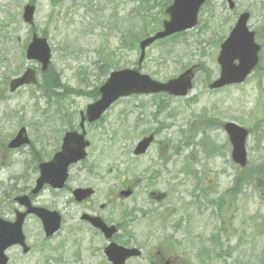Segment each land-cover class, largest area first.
Masks as SVG:
<instances>
[{
    "label": "rangeland",
    "instance_id": "1",
    "mask_svg": "<svg viewBox=\"0 0 264 264\" xmlns=\"http://www.w3.org/2000/svg\"><path fill=\"white\" fill-rule=\"evenodd\" d=\"M26 1L11 0L7 8L0 0V32L3 36L8 35V40L0 43V60L7 57V66L10 67L6 69L8 76L0 79L1 88L13 74L14 67L17 71L26 63L20 54L24 43L30 39L29 28L22 25L19 16ZM233 1L236 8L229 11L226 0H211L204 7L199 25L192 32L154 44L145 52L140 71L162 83L173 79L185 68L197 64L201 66L196 73L194 89L185 99L166 96L121 99L97 126L86 129L91 147L85 165L97 162L107 169L112 168L104 185L107 190H113L119 184L114 179L112 164L115 163L121 164L122 170L127 169L138 176L159 174L162 176L159 184L165 182L167 172L170 176L179 177L182 170L190 172L192 169L204 176L205 184L214 180L217 185L216 195H211L207 200L213 201L221 195L232 201L235 224H240L242 228L245 244L242 246L245 248L220 250L225 253L223 256L217 250L182 253L192 264H198L192 260L193 254L201 264H264V0ZM134 7L132 0H119L117 12L105 0H63L60 6L52 5L50 0H38L35 33L49 40L54 74L61 77L63 85H69L78 93L65 95L64 108L58 112L66 116L64 121L54 117L57 110L54 100L45 97L42 92L36 91L35 98L29 96L30 91L5 96V100L0 98L1 208L6 206L4 193H8L13 186L17 190L23 188L25 179L32 180L37 164L29 150L22 154L11 152L6 155L2 150L3 144L21 127H25L30 138L39 139L40 144L36 143L35 149L40 159L45 161L47 155L53 153L55 143H60L66 128L70 125L77 128L79 112L93 103L95 88L106 80L107 72L137 67L139 41L136 42L137 36L132 33L142 32L143 27L139 18H134ZM245 11L250 12L248 26L257 31V39L262 46L260 67L241 86L210 91L208 83L219 76L216 63L219 45L228 36L238 14ZM158 13L161 11H156L155 15ZM141 37L144 36L138 38ZM3 73L2 68L0 75ZM43 111L47 116L43 115ZM11 112L10 118L2 115ZM226 122H233L249 131L246 143L248 163L243 170L231 162L229 141L222 128ZM152 131L157 132L155 146L144 157L132 155L136 143ZM166 143L170 147L165 149L163 144ZM213 144L217 148L210 152ZM82 168L81 165L75 167L72 175H83ZM84 180L98 184L97 179L92 177H85ZM159 187L164 189L161 185ZM136 198L141 203L143 196ZM207 200L206 206L210 207ZM117 205L121 208L120 202ZM123 206L132 207L133 204L125 201ZM111 211L112 223L118 222L119 211L112 208ZM210 211H207V216ZM193 215L192 211L189 216L192 218ZM229 216H232L231 211ZM250 218L255 221L256 229L250 225ZM194 219L192 234L201 233V225L195 216ZM29 226V236L37 243L34 252L26 260L20 261L19 253L11 251L10 264H44L48 261L44 246L52 243H38L41 232L38 222L32 220ZM159 236H170L168 227L162 229ZM151 257H140L130 264H147ZM103 263L100 261V264Z\"/></svg>",
    "mask_w": 264,
    "mask_h": 264
},
{
    "label": "flooded vegetation",
    "instance_id": "2",
    "mask_svg": "<svg viewBox=\"0 0 264 264\" xmlns=\"http://www.w3.org/2000/svg\"><path fill=\"white\" fill-rule=\"evenodd\" d=\"M66 184L56 191L46 190L51 192L54 196V203L56 205V212L61 216L60 225L61 230L58 238V245H55L49 251V262L52 264H77L83 262L105 261L104 249L107 246L105 238L99 234L95 229L91 228L89 224L81 219L83 214L99 216L105 223L106 209L109 208L110 200L109 193L104 195L107 197V205H99L98 211H96V204L87 200L80 204L74 202V190L82 188H91L89 183H78L77 180L68 178ZM103 183V181H102ZM100 184V188L97 186L92 187L96 193L101 195L107 190ZM214 185V182H212ZM90 186H89V185ZM202 184L199 185L198 192L201 193ZM167 187V193L164 201H167V205H162L164 202H156L154 205L159 209L166 212L169 220L171 243L168 248L164 245V241H161L160 247L156 239L151 236L148 240L145 238H139L138 227L135 222H123L122 227L118 230V235L122 236V246L128 248H136L143 252V255L160 256L182 253H193L195 247L203 246L201 252L237 249L242 248L241 240L238 239L236 228L234 224L236 220L224 221L222 213V199L218 195L213 205V211L208 215L201 210V230L203 236L193 237L192 222L193 219L189 218L192 211L197 216L199 210L194 201H190L191 195L188 191V181L183 178L170 177ZM137 188V187H136ZM217 187H214L213 192L215 194ZM103 197V198H104ZM61 206V208H59ZM165 206V207H161ZM144 215V216H143ZM144 219L145 214H142ZM152 233V228H148ZM157 230V226H156ZM149 252V255L147 254ZM153 252V253H152ZM151 253V254H150ZM142 257V256H141ZM161 259L152 260L149 264H160ZM184 260L176 257L173 264H183ZM166 264H168L166 262Z\"/></svg>",
    "mask_w": 264,
    "mask_h": 264
},
{
    "label": "water",
    "instance_id": "3",
    "mask_svg": "<svg viewBox=\"0 0 264 264\" xmlns=\"http://www.w3.org/2000/svg\"><path fill=\"white\" fill-rule=\"evenodd\" d=\"M205 0H176L174 6L170 10L172 14V21L165 23L164 31L157 34L141 43V49H144L150 45L156 39H161L165 36L171 35L174 32L182 31L185 28H190L196 23V15L199 7ZM30 16L31 12H26V16ZM248 20L247 15L241 16L238 25L228 38L226 44L222 47V53L218 58V63L221 64V78L218 82L212 85L213 88L219 86L229 85L230 83H241L245 77L250 73L251 69L257 64V53L259 48L254 44L253 34L248 33L245 28V24ZM36 58L41 60L43 64H47L49 51L40 49V51L32 50L28 52V58ZM143 57V55H142ZM237 60L239 66L234 67L232 61ZM191 71L185 72V74L174 81H170L166 84H158L151 82L149 78L138 76L136 72L122 71L117 74H112L108 82L100 88L101 99L95 105L87 108L88 121L92 122L97 120L100 115L105 111L110 104L115 102L120 96L131 95V93H153V92H168L173 95H186L187 90L191 89L190 81ZM229 140L233 146L232 160L241 166H244L245 150L244 142L247 136L245 129L238 128L234 124H226L224 126ZM83 136H75L73 134L67 135L65 140L64 153L60 154L56 158V162L50 165H56L61 161L60 165L62 170L67 166V162H77L79 159L84 158V148L87 147L86 143H83ZM150 139L141 143L140 147L136 150V154L143 153L144 149L150 144ZM73 145H75L73 147ZM66 171V169H65ZM52 182V178L50 179ZM46 215L41 214L44 221ZM47 225L48 221L45 220ZM51 226V225H48ZM51 228V227H50ZM55 230V229H54ZM2 250H0V264H5V259L1 256ZM125 259L111 260L113 264H123Z\"/></svg>",
    "mask_w": 264,
    "mask_h": 264
},
{
    "label": "bare ground",
    "instance_id": "4",
    "mask_svg": "<svg viewBox=\"0 0 264 264\" xmlns=\"http://www.w3.org/2000/svg\"><path fill=\"white\" fill-rule=\"evenodd\" d=\"M115 165H116V163H115Z\"/></svg>",
    "mask_w": 264,
    "mask_h": 264
}]
</instances>
